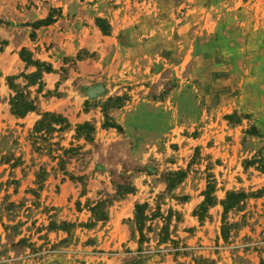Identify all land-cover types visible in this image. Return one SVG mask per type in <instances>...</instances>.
I'll list each match as a JSON object with an SVG mask.
<instances>
[{
    "label": "rangeland",
    "instance_id": "obj_1",
    "mask_svg": "<svg viewBox=\"0 0 264 264\" xmlns=\"http://www.w3.org/2000/svg\"><path fill=\"white\" fill-rule=\"evenodd\" d=\"M0 264H264V0H0Z\"/></svg>",
    "mask_w": 264,
    "mask_h": 264
},
{
    "label": "trees",
    "instance_id": "obj_2",
    "mask_svg": "<svg viewBox=\"0 0 264 264\" xmlns=\"http://www.w3.org/2000/svg\"><path fill=\"white\" fill-rule=\"evenodd\" d=\"M31 109H32V104H30L29 102H26L25 103V112H28ZM49 120H54L58 124H61L64 121L66 122V120L60 115H54V114L46 113V114H44L43 118L37 122V124L35 126V132L41 131L48 124ZM238 196H240V194H234V193H230L227 196L226 200L224 201L225 212L236 204V198ZM206 201L208 202L210 200L207 199ZM140 208H141V206H137L138 212H139Z\"/></svg>",
    "mask_w": 264,
    "mask_h": 264
}]
</instances>
